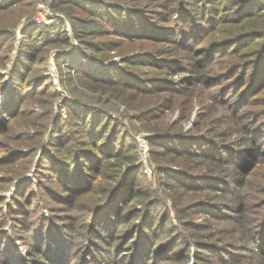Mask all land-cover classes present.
Listing matches in <instances>:
<instances>
[{
	"label": "rangeland",
	"instance_id": "rangeland-1",
	"mask_svg": "<svg viewBox=\"0 0 264 264\" xmlns=\"http://www.w3.org/2000/svg\"><path fill=\"white\" fill-rule=\"evenodd\" d=\"M234 1L208 2L216 5L212 12L218 20L223 21L217 23L214 30L205 32L199 43L195 42L196 40H187L195 38L196 35L190 34L186 39L177 31L179 27L170 28L179 19L170 14V9L180 10V7H188L185 0H78L79 4L83 5L77 7L64 0H24L12 8L0 10V33L8 31L14 34V37L6 41L7 49H2V41L0 42V77L3 78L0 82V112L3 100L10 98L12 94L11 74L23 39V31L34 24L52 27L58 22H63L64 31L68 35L67 40L63 33L59 32L56 41L44 45L41 53L35 56L39 58L38 63L34 62L26 78V73L23 74L22 84L26 81L25 84L32 85L34 79L43 73L50 76L51 80L32 85L31 92H35L28 95L23 108L18 109L22 96L12 114L17 109L18 112L0 126V264H25L21 256L9 247L11 240L4 239L3 232L10 233V239L14 238V245L23 254L26 253L33 236L39 233L38 216L49 215L47 206L52 211L53 222L57 223L54 225L73 230V237L80 242L76 245L72 257L70 256L72 259H69L73 261L70 264L79 262L83 249L81 244L84 243L87 233L81 228V234H76L75 229L80 226L82 220L68 216V213L72 212V207H69L71 204L68 203L72 198L69 194L72 193L62 184L53 168L50 167V175V169L42 168V160L46 159L45 153L55 155L51 146L54 140L52 141L51 137L57 138L59 134L60 138L65 137L64 135L69 133L68 129L71 139L75 135L81 137L79 134L83 132V128L76 132L75 125H65L64 132L58 130L53 134L52 131L59 120L58 118L55 121L54 115L60 113L66 118L69 110H74L77 106L83 107L80 110L86 113L89 112L84 108L87 106L102 111V117H105L103 123L110 119L111 127L114 124L123 127V132L128 135V145H136L138 163L142 164L144 181H140L141 184L138 182V186L142 185L144 190H149L153 195L156 194L165 200V207L169 212L164 214L165 217H170L167 225L159 228L162 232L155 237L152 233L153 250L149 264H183L185 259L184 264H264V251L251 249L248 242L243 241L241 234L237 232L239 225L234 219L237 214L228 209L231 208L230 199L235 197L234 194H228L230 199L227 196L219 200V211L223 212L221 217H213L204 211L202 204L192 203L200 201L197 195L204 187L216 192L219 187L227 188L229 192L234 193L230 183L218 185L211 182L212 178L189 177L187 184L173 182L174 186H170L168 183L171 178L165 173H176L173 168L175 166L179 170L182 167L186 169L187 165L182 162L185 156L178 157L176 163L167 164L166 159L172 155L166 147L161 146L162 144H151L157 137L156 130H161L173 140L180 136L194 138L203 135L208 144L211 142L207 145L208 149L219 142L232 146L240 139L239 133L232 131V134L226 136L222 133L223 128L230 125L231 115L237 118L232 121L237 127L242 123L258 121L259 118L252 113L264 109V87H257L245 97L242 93L249 85L250 75L239 63L240 53H246L245 61L253 59L254 51L260 44H255L254 38H250L229 48L224 46V39L234 36L235 33L247 37L249 35L245 34V29L250 27H254L253 32L257 33L262 30L260 23L263 19L260 15L250 19L244 17L241 20L243 22L236 25L231 21L230 15L237 9ZM101 4H104L109 12V22L85 8L95 9ZM197 5L194 3L189 6L195 10L196 17L200 18L203 8ZM184 19L186 20V16ZM76 30L83 33L82 40L75 36ZM39 31L36 30L34 36ZM143 35L154 37L144 39L141 38ZM170 35L176 39L174 42L162 40ZM97 41H103L104 50L94 47L93 44ZM84 49L85 54L82 56H73V53L82 52ZM236 50H239L237 53L240 55ZM235 53L237 56H234ZM44 65L47 66L46 72L43 70ZM81 67L104 70L116 67L118 72L121 71L120 80L127 85L120 89L121 95L90 89L83 85L78 77L77 68ZM121 81L119 83L124 84ZM245 109H249L247 117L241 116ZM38 115L42 117L39 121L50 117L47 122L48 129L44 130L43 146L34 151L32 147L38 141L41 126H29L26 123L35 120ZM76 118L72 116L73 120ZM59 123L60 121L56 126ZM73 142L74 139L65 141L59 152L64 154L66 149L75 148ZM205 143H201L196 149L206 147ZM163 149L166 154L161 152ZM153 150H156L157 158L154 157ZM146 162L151 168L150 173L145 171ZM262 165L264 166V161ZM192 172L198 173L195 176L205 175L201 174L198 168ZM44 173L48 177L45 178ZM23 181H31V184H22ZM44 185L50 186V191L55 195L48 198L43 196L47 206L37 208L36 202L39 200V194L44 192ZM244 199L249 211V229L257 233L258 220L263 219L264 211L258 214L259 207L253 206L248 196H244ZM190 204L192 206L189 207ZM10 210H14V214ZM17 215L24 219L22 224L14 218ZM159 221L160 218L156 221L157 225ZM119 227L115 240L107 235V241L102 242V247L110 253H105L107 260L105 255L98 256L101 264H111V260L115 258L120 260V264H131L133 251L138 253L144 246H136L140 244L138 236H135L132 242H127L132 231L136 230L130 224L121 223ZM121 228L123 231L119 230ZM257 237L260 238L259 235ZM182 240L188 246L189 252H186L183 246L178 248ZM98 244L101 245V242ZM220 245L230 250L216 249ZM92 250L95 251L93 248ZM226 251L233 254L228 255ZM115 253L117 256L114 257ZM25 258L27 264H41L37 261L38 257L29 253ZM94 263L90 261V264Z\"/></svg>",
	"mask_w": 264,
	"mask_h": 264
},
{
	"label": "trees",
	"instance_id": "trees-1",
	"mask_svg": "<svg viewBox=\"0 0 264 264\" xmlns=\"http://www.w3.org/2000/svg\"><path fill=\"white\" fill-rule=\"evenodd\" d=\"M21 1L24 0H0V10L12 8ZM64 2H68L71 6L75 7L83 5L82 3L79 4L80 2H78V0H64ZM185 2L186 5L188 4V7H180V10L170 9V14L176 16L177 19L179 18L170 28L173 29L175 26L179 27L177 31L181 33L182 37H186V39L190 34L196 35L195 38L187 40H196L195 42L198 41L197 43H199L205 32L214 30V28H217L216 24L223 20H218L214 12H212L213 9L216 8V5H214V7L209 4L208 2H210V0H185ZM234 2V4H237V9L235 12L230 13V15H232L231 21L236 25L243 22L241 20L244 17H246L245 19H250L260 15L263 19L260 23L262 24V30L257 31V33L253 32L255 30L254 27H250L249 29H245V34L249 35L247 37L235 33L234 36L224 39L225 41L223 40L225 43L224 46H229V48L234 44H238L237 42L239 41L248 40L250 38H254L255 44L257 42L260 44V47L254 51L255 57H253V59L249 58L246 61L244 60L247 56L246 53H240V55L237 51L241 50V48L236 50V53L241 56L239 64L245 67L250 75L249 85L244 93H242L245 94L246 97L248 93H251L257 87H264V10H262L264 9V0H235ZM194 3L202 6L204 16L202 15L200 18L196 17L195 10L191 9L189 6H192ZM85 8L96 16L100 15L102 20L109 22V12L106 11L104 4H101L95 9ZM241 14L243 15L242 17ZM185 16L186 20L184 19ZM202 18L204 19L202 20ZM171 19L172 17L170 20ZM235 28L236 27H233V29ZM38 29L40 31L34 36V32ZM64 30V23L58 22L52 27L34 24L23 31V39L19 47L14 70L11 74L13 83L10 91L12 90V94L10 98L3 100L1 104L0 126H3V122L7 118L15 115L19 108H23L28 95L35 92L34 89L32 92L31 90L36 83L41 84L51 80L50 76L43 73L34 79L32 83L33 86L31 84H25L26 81H23L24 87L21 78L24 73H26L25 78L27 77L29 69L35 64L34 62L36 61L38 63L39 58L35 56L41 53V48L44 45L56 41L59 32L63 33L64 38L68 40V35ZM145 30H148L147 26ZM4 32V34L0 33V39L3 38L0 40V42L2 41L1 48L7 49L8 45H6V41L14 37V34L13 32ZM2 35L4 37H2ZM75 36L80 40L83 39V33H79L77 30L75 31ZM153 37V35L141 36V38L144 39H153ZM162 40L174 42L176 39L170 35L167 39ZM93 45L99 50L105 49L102 47L103 41H97ZM83 54H85V49L82 50V52L78 51L73 53V56L79 57ZM237 54L234 56H237ZM69 56L70 55H66V57ZM43 70L45 72L47 71L46 65L43 66ZM77 71L78 77L83 85L96 91H102L103 93L107 92L121 95L120 93H122V91L120 89L127 85L120 80L121 71L118 72L119 70L116 67L111 70L81 67L77 68ZM116 77L118 78L116 79ZM0 78V82H2L3 78ZM120 81L124 84L119 83ZM22 96L23 98L20 101L18 109L12 114L19 98ZM252 103L253 102H251V104ZM21 104L23 105L21 106ZM48 104L50 103L48 102ZM81 108L83 107L77 106L74 110L71 108L66 118L60 113L54 115L55 121L59 118L58 122L60 121V123L57 126L56 124L58 122L55 123L52 129L53 134L57 133L58 130L63 131L66 127L65 125H68V127L69 125H71V127L75 125L76 132L81 131L80 128H83V132L79 134L81 137L75 135V137L72 138L74 139L73 145H75V148L72 147L70 150L66 149V153L64 154L59 152L61 147L64 146L62 144L65 141L69 142L72 140L70 137L71 133L68 129L69 133L64 135L65 137L60 138V134L58 137L56 135L57 138L51 137V140H54L51 146L53 147L55 155L52 156L45 150L44 152L46 153L44 156H46V159L42 160V168H53L54 172L59 175L63 182L62 184L72 193L69 194L72 198L68 200V203L71 204L69 207H72V212L68 213V216L70 217L71 215L72 217H78L82 220L80 226L75 229L77 231L76 234H81V228L87 233L84 243L81 244L83 249L78 264H90V261H94V264H101L102 261L98 259V256L110 253L102 247V244L107 241V235L112 236L115 240L117 237V229L120 228L119 224L121 223H128L131 227L136 229L132 231V235L127 242H132L131 240L135 236H138L137 239L140 244L136 246L141 247V244H144L138 253H134L133 251L131 264H149L151 262L150 258L153 250V245H151L153 241L151 238L152 233L155 237L159 232H162L159 228H164L170 217H165L164 214V212H169L165 207V200L156 194L153 195L149 190H144L142 185L138 186V182L144 181V176L141 173L142 164L138 163L136 145H134V143L128 145V135L123 132V127L116 124L111 127L110 119L107 120V123H103L105 117H102L104 116L101 113L102 111L87 106L84 107L89 110V112L86 113L80 110ZM248 110L249 109H245L241 116L245 115V117H247ZM93 112L95 114H92ZM252 114L257 119L259 118L258 121L251 122L250 124L242 123L239 125L240 128L232 123L234 119H237L235 115L230 116L232 121L229 123L230 125H226L223 128L222 133L225 136L233 132L239 133L238 138L240 139L232 146H229V144L224 145L219 142L218 144L215 143V146H210L211 149H208L207 145H210L211 142L209 141L208 144L203 135L194 138L180 136L173 140L171 136L165 135L166 133L161 130H156L157 137L151 144H162L161 146L166 147L168 153L172 155L166 159L167 164L176 163L178 157L185 156L182 162L187 165L186 169L182 167L179 170L178 167L175 166L173 168H175L176 173H171L170 171L165 173L168 178H171L168 183L170 186H174L173 182L186 183L189 177H198L200 179L212 178L213 181L211 182L218 185L230 183V186L234 188V193L229 192L227 188H216V192L204 187L202 191H199L200 194L198 193L197 195L200 201L192 203L193 205L202 204L203 206L201 207H204V211L210 213L213 217H221L223 212L219 211L221 206V201L219 200L222 199V197H227L228 194H232V196L235 195L233 199H230L228 196L231 202V208L228 209L237 214L234 217L236 223L239 225L237 232L241 234L243 241L248 242V246H250L251 249L258 251L262 249L264 251V217L258 220L257 233L250 231L249 224L247 223L249 211L245 204L246 198L244 199V196H248L253 202V206L256 208L259 207L260 210L258 214L264 211V166L262 165L264 161V109L258 113ZM72 116L77 118L73 120ZM47 117V119L43 118V120L39 121L42 117L38 115L37 118L35 117V120L26 123L29 126H41V134L36 145L32 147L34 151H38V149L43 146L42 139L44 130L48 129L47 122L50 116ZM109 130H111V132ZM169 141L173 143H169ZM86 142L87 144H85ZM201 143H205L206 147L196 149L197 146H201ZM166 150L163 149L161 152L166 154L164 152ZM128 151H132L133 153H128ZM155 152L156 150H153L154 157L157 158ZM124 164H126V166H124ZM195 168L201 170V174L205 175L195 176L198 174L192 172ZM253 168H255L254 171ZM51 170L52 169L49 171V175L51 174ZM44 177H48L46 173H44ZM22 184L30 185L31 181H23ZM21 187H23V185H21ZM21 187H19V190H21ZM143 190L144 192L141 193ZM33 192L35 191L33 190ZM52 195L55 194L50 191V186L44 185V192L39 194L36 207L42 208L47 206L45 205L43 196L48 198ZM190 206H192V204H190L189 207ZM47 208L49 210V215L38 216V224H40L39 233H36L34 235L35 237L33 236L31 245L27 246L26 253L23 254L22 251L14 245V238L11 237L10 239V233L6 231L3 232V238L11 240L9 247L15 251L16 254L18 253V256H21L25 264H27L25 257L28 253L29 255L31 254L38 257L37 261L41 264H70L73 262L72 260L69 261V259H72L70 256L73 255L76 245L80 242L73 237V230H67V228H62L60 225H54L57 223L53 222L54 220L52 219L53 215L50 207L47 206ZM10 212L14 214L15 211L10 210ZM227 214H229V211ZM18 216L19 215L14 218L18 219V222L22 224L24 219ZM230 216L231 215L228 217ZM158 218H160L159 225L156 223ZM5 219L7 221V216ZM119 230L123 231L122 228ZM258 235L260 238L257 237ZM97 242H101V245ZM181 246L185 248L186 252H189L188 246L185 245V241L182 240L178 248H182ZM92 248L95 249V251L92 250ZM218 248L230 250L223 245L218 246L216 249ZM226 252H228V255L233 254L230 251ZM216 254L217 253H215V255ZM115 256H117V253H115L114 257ZM107 259L106 257V260ZM111 261V264H120L119 259L115 258ZM184 261H186V259ZM31 262H33V260H31Z\"/></svg>",
	"mask_w": 264,
	"mask_h": 264
},
{
	"label": "built area",
	"instance_id": "built-area-1",
	"mask_svg": "<svg viewBox=\"0 0 264 264\" xmlns=\"http://www.w3.org/2000/svg\"><path fill=\"white\" fill-rule=\"evenodd\" d=\"M40 14H41V11H40ZM145 168H146V172L147 173H150L151 172V168L149 167V164H148V162H146V164H145ZM174 170H175V168H174Z\"/></svg>",
	"mask_w": 264,
	"mask_h": 264
}]
</instances>
